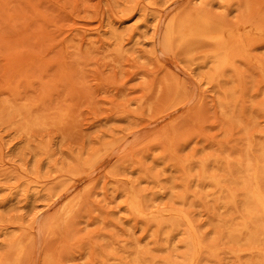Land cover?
<instances>
[{
    "label": "rangeland",
    "instance_id": "rangeland-1",
    "mask_svg": "<svg viewBox=\"0 0 264 264\" xmlns=\"http://www.w3.org/2000/svg\"><path fill=\"white\" fill-rule=\"evenodd\" d=\"M190 11L230 30L236 55L219 73L215 42L166 37ZM259 64L264 0H0V264L177 261L182 236L161 240L168 207L227 245L210 212L230 214L199 174L264 164Z\"/></svg>",
    "mask_w": 264,
    "mask_h": 264
},
{
    "label": "bare ground",
    "instance_id": "bare-ground-1",
    "mask_svg": "<svg viewBox=\"0 0 264 264\" xmlns=\"http://www.w3.org/2000/svg\"><path fill=\"white\" fill-rule=\"evenodd\" d=\"M188 13L177 20L172 19L167 24L165 28L167 39L180 38L181 42L187 41V38L196 41L212 40L216 43L211 52L214 57L213 72L214 74L221 72L232 64L233 56L236 55L233 39L229 41L228 32L230 30L205 13H199V11ZM259 69V73L264 76L262 64H259ZM4 107L11 109L12 105L4 103ZM36 121L35 118L31 124L23 127H30L36 124ZM258 150H260V155L264 154V145H261ZM213 161L217 162L218 159L215 158ZM261 161L260 156L237 160L235 165H231L230 161H225L223 167L218 168L221 172L217 174H207L205 163L201 164L200 179L214 185V189L206 195L215 199L214 207L218 210L222 209L224 214H230V217L224 219L215 217L216 213L212 209L210 212V221L218 234L217 238L225 239L224 243L227 245L216 246L209 243L204 233L198 228L192 210L168 207L157 210L169 216L168 232L162 235L161 240H164V247L169 245L172 232L182 236L179 245L184 247V251L177 254L180 259L177 261L167 258L155 259L152 255L147 256L145 253L139 255V252H133L128 260L118 258L119 263L201 264L203 260H211L217 264H223L220 253L226 251L238 258L236 264H248L247 262L264 264V164L261 165ZM139 207V202L135 200L129 202L131 211L137 212ZM217 214L220 216L222 213ZM258 217H260V224L255 221ZM224 235L225 238H223ZM15 247L21 248L22 246L17 242ZM245 253L250 256L246 263L239 260V256Z\"/></svg>",
    "mask_w": 264,
    "mask_h": 264
}]
</instances>
